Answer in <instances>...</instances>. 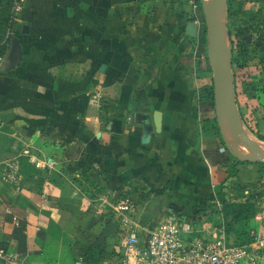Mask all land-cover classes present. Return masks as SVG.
<instances>
[{"label": "crops", "instance_id": "0c3cea01", "mask_svg": "<svg viewBox=\"0 0 264 264\" xmlns=\"http://www.w3.org/2000/svg\"><path fill=\"white\" fill-rule=\"evenodd\" d=\"M200 16L189 0L22 1L0 61V252L11 264H80L89 248L114 261L105 201L122 190L165 199L155 206L166 218L217 222L233 160L198 100ZM234 169L241 193L264 177L259 162ZM225 183L224 198L241 201Z\"/></svg>", "mask_w": 264, "mask_h": 264}, {"label": "built area", "instance_id": "2783aa9c", "mask_svg": "<svg viewBox=\"0 0 264 264\" xmlns=\"http://www.w3.org/2000/svg\"><path fill=\"white\" fill-rule=\"evenodd\" d=\"M22 1L11 0L12 14ZM189 2L196 6L193 0ZM217 217V222L208 229L194 225L199 218L194 214L164 218L142 229L133 218V207L123 199L118 204L109 205V218L115 223L118 234L117 258L80 264H254V254L264 249V233L259 225L261 213L253 214L252 220L257 226H249V241L241 245L226 242L222 219L219 214ZM15 262L14 257L0 252V264Z\"/></svg>", "mask_w": 264, "mask_h": 264}, {"label": "rangeland", "instance_id": "374dc122", "mask_svg": "<svg viewBox=\"0 0 264 264\" xmlns=\"http://www.w3.org/2000/svg\"><path fill=\"white\" fill-rule=\"evenodd\" d=\"M207 4L208 1L201 0L203 7H206ZM9 9L8 1L0 0V55L2 56L7 45V41L4 39L7 22H3V19ZM230 12L229 24L228 26L226 25L224 33L227 44L226 57L230 59L232 56L231 49L245 42L248 44L249 52L247 68L235 69L236 90L239 95L244 91L242 93L244 104L240 107L243 129L252 140L264 145V64L261 65L262 63L260 62L263 59L261 56L264 55V1L232 0ZM202 23L205 27L203 14ZM205 35L204 30L202 35L204 39L203 46H205ZM201 58L204 62L207 61L205 53ZM210 75L211 71L208 67L205 76L208 78ZM256 134L262 138L258 139L255 136ZM243 191L244 195L249 193L257 194L255 200H258V203L255 204L254 213H261V221L264 224V177L261 176L258 184H252ZM123 199L127 200L133 207V218L142 229H147L167 217L164 208L157 209L155 206L164 203L165 199L157 201L156 199L141 198L128 190H122L118 196L107 198L105 206L118 204ZM251 225L255 226L254 224ZM261 230L264 233V225H262ZM226 242L228 244L234 242L232 235H226ZM254 264H264V249L254 254Z\"/></svg>", "mask_w": 264, "mask_h": 264}, {"label": "water", "instance_id": "95a60500", "mask_svg": "<svg viewBox=\"0 0 264 264\" xmlns=\"http://www.w3.org/2000/svg\"><path fill=\"white\" fill-rule=\"evenodd\" d=\"M227 0H210L202 8L205 24V54L211 71V91L216 127L225 150L241 162H264V145L255 143L244 131L241 115L238 111L233 89L230 59L219 50V37L226 29ZM192 30L197 23L189 22ZM194 31L190 35H194ZM20 57V48L16 38L11 39L7 53V67H14ZM222 118L227 126L225 135ZM146 133V132H145ZM249 150V152H247Z\"/></svg>", "mask_w": 264, "mask_h": 264}, {"label": "trees", "instance_id": "16d2710c", "mask_svg": "<svg viewBox=\"0 0 264 264\" xmlns=\"http://www.w3.org/2000/svg\"><path fill=\"white\" fill-rule=\"evenodd\" d=\"M8 1V7L11 8V0ZM195 5L199 10H202L201 0H194ZM264 1V0H259ZM232 0H227L226 2V25L229 24V18L231 16L230 8H231ZM13 14L11 12V9L8 10V12L4 15L3 22H7V29L4 35V39L8 41L9 35L7 31L10 28L11 21H12ZM200 38L202 42H204L203 39V33L205 30V27L202 23V16H200ZM228 28V27H227ZM228 33V29H227ZM4 40V41H5ZM264 42V41H263ZM232 56L230 57V67L232 71V78H233V89L235 94V101L237 104L238 111L240 113V107L244 103V98L237 92V82L235 79V69L236 68H247V60L249 59V52H248V44L242 43L238 47H234L231 49ZM235 56V57H233ZM246 96V95H245ZM198 100L200 104L207 105L210 107V109L213 110V100H212V91H211V80L210 77L206 78L204 75V71H200L198 75ZM241 115V113H240ZM213 124L215 125V120L213 117ZM217 129V128H216ZM258 139H261L262 137L260 135H255ZM232 162L228 164L227 170L225 171V174L223 176L224 180L223 182H219L216 185V196L217 200L221 202V207L218 210H214V215H220L222 219V224L224 228L225 235L229 234L232 235L234 242L231 243L233 245H241L245 244L249 241V237L247 235L248 229H249V222L252 219V216L254 214L255 210V198L256 195L253 193L245 194L244 192L241 193L239 188L237 187V181L235 178V169L234 165L236 163H239L237 159L232 157ZM264 164V162H259ZM231 181V185L229 186L231 189H229L231 192H233V196H242L241 201H229L228 199L224 198L226 194V188H225V182ZM248 193V192H247ZM218 219V218H217ZM216 219V221H217ZM241 225V226H240ZM242 228V229H241ZM246 234H245V231ZM97 252L92 251V249H88L83 257V262L86 263H93L96 259H93V257H97Z\"/></svg>", "mask_w": 264, "mask_h": 264}, {"label": "bare ground", "instance_id": "6f19581e", "mask_svg": "<svg viewBox=\"0 0 264 264\" xmlns=\"http://www.w3.org/2000/svg\"><path fill=\"white\" fill-rule=\"evenodd\" d=\"M208 1V3L210 2V0H206V2ZM225 38H224V33L220 35L219 37V50L223 53V55L227 56V44L225 42ZM222 123H223V128H224V132H225V135L227 136V126H226V123H225V120L222 118ZM251 138V137H250ZM255 143H258V144H261L263 145L262 143H259L255 140H253ZM247 152H249V150H247Z\"/></svg>", "mask_w": 264, "mask_h": 264}]
</instances>
